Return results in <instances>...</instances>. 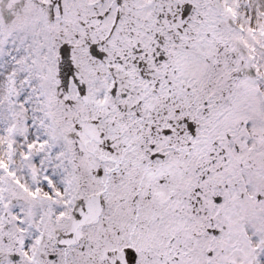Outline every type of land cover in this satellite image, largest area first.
I'll return each instance as SVG.
<instances>
[{"label":"snow or ice","instance_id":"obj_1","mask_svg":"<svg viewBox=\"0 0 264 264\" xmlns=\"http://www.w3.org/2000/svg\"><path fill=\"white\" fill-rule=\"evenodd\" d=\"M0 264H264V0H0Z\"/></svg>","mask_w":264,"mask_h":264}]
</instances>
